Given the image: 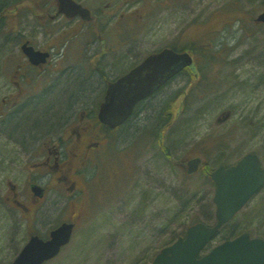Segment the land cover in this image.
I'll use <instances>...</instances> for the list:
<instances>
[{"label": "rangeland", "instance_id": "obj_1", "mask_svg": "<svg viewBox=\"0 0 264 264\" xmlns=\"http://www.w3.org/2000/svg\"><path fill=\"white\" fill-rule=\"evenodd\" d=\"M148 1L151 4L143 9L144 0L133 1L115 15L113 22L121 26L119 34L130 31L133 37H121L110 63L117 60L121 67L118 71H122L153 49L172 42H202L203 34L209 32L213 37L210 49L215 44L216 48L206 59L199 57V67L221 70V79H201L199 87L193 89L195 84L189 85L188 74L179 75L178 85L161 88L114 131L95 118L91 120L94 138L101 144L94 152L95 159H89L82 174L76 175L84 192L75 191L48 212L50 199L55 197L50 193L42 205L43 212L32 223L44 232L53 218L54 222L56 218L71 220L78 211L73 206L63 208L66 200L85 199L81 200L80 216L75 220L78 228L71 242L47 264H149L189 221L201 219L212 224L215 220L205 215L215 210L208 198L211 194L204 191L210 186L202 173L186 178L183 161L202 155L214 164L218 159L251 151L259 154L264 166V23L256 26L253 21L264 10V0H171L166 6ZM222 4L229 8H222ZM235 10L242 16L241 21H234ZM120 12L130 18L129 23ZM207 82L220 86L213 94H199L194 102L191 97L193 103L179 114L185 89L198 94ZM178 90L164 113V106ZM64 106L45 110L48 115L44 116L56 123ZM85 109L95 113L96 105L86 104ZM51 127L50 131L60 130L57 124ZM61 127L66 129L67 125ZM209 135L222 136L227 143L209 144L210 139L205 141ZM12 214L7 205L0 212V264L11 260L28 238L27 222ZM231 223L222 229L223 233L242 224L253 234L264 235V186Z\"/></svg>", "mask_w": 264, "mask_h": 264}, {"label": "flooded vegetation", "instance_id": "obj_2", "mask_svg": "<svg viewBox=\"0 0 264 264\" xmlns=\"http://www.w3.org/2000/svg\"><path fill=\"white\" fill-rule=\"evenodd\" d=\"M73 1L88 12L74 17L58 13V0H0V212L7 205L13 216L18 214L31 226L49 192L53 190L60 203V185L74 188L78 183L71 175L94 158L99 142L91 140V123L84 122L85 115H92L85 105L101 96L110 79L105 74L124 73L141 60L122 71L117 60L110 63L118 47L112 36L118 29L113 19L119 9L137 0ZM151 1L162 6L171 2ZM148 4L144 0L143 8ZM119 15L124 19V14ZM177 77L162 88L178 85ZM59 104L65 108L55 123L44 114ZM79 114L83 121L77 123ZM55 124L60 130L50 131ZM35 184L43 187L42 197L32 191ZM50 206L52 210L53 201Z\"/></svg>", "mask_w": 264, "mask_h": 264}, {"label": "water", "instance_id": "obj_3", "mask_svg": "<svg viewBox=\"0 0 264 264\" xmlns=\"http://www.w3.org/2000/svg\"><path fill=\"white\" fill-rule=\"evenodd\" d=\"M60 11L70 12V15L81 13L78 5L71 6L67 0H60ZM255 21H264V11L258 14ZM189 64L191 57L187 53H176L168 48L149 55L140 65L109 85L105 101L100 107V119L110 126L117 125L127 117L133 105L156 89L168 74ZM199 163V158L189 160L188 172L195 171ZM210 176L216 182L213 197L216 223L213 226L203 223L192 225L187 229L185 238H179L164 247L151 264H264V239L250 238L248 233L226 240L209 253L197 257L218 228L264 183V169L259 165L256 154L252 153L244 155L227 168L219 166L210 172ZM72 226L71 223L61 224L51 231L48 240L32 236L8 264H42L69 241Z\"/></svg>", "mask_w": 264, "mask_h": 264}, {"label": "trees", "instance_id": "obj_4", "mask_svg": "<svg viewBox=\"0 0 264 264\" xmlns=\"http://www.w3.org/2000/svg\"><path fill=\"white\" fill-rule=\"evenodd\" d=\"M240 3V2H239ZM239 5V4H238ZM240 5H241V3H240ZM222 8H224V9H228L229 8V6H227L226 4H222V6H221ZM234 11V10H233ZM233 17H234V19H237V20H239V21H241L242 20V16H240L239 15V13H238V10H235V12H234V15H233ZM215 46V45H214ZM210 49V48H209ZM209 53H210V51H209ZM201 55H204L203 53H200ZM211 54V53H210ZM220 56H222V55H220ZM219 56V57H220ZM223 56H225V55H223ZM218 57V58H219ZM214 67H216V66H214ZM219 71H221V70H216V69H212V68H209V69H206V68H204V70L203 69H201V74H202V76H203V82L205 81V79L206 78H212V79H214V80H216V82H217V79H221V76H222V74L221 73H218ZM220 85H218L217 83H215L214 85H212V84H209L208 82H207V84H206V86H203V88H201V89H199V92H198V94H196V93H193L192 94V101L194 102V100H198V96H199V94H203V95H210V94H213L214 92H216L217 90H218V87H219ZM198 87V86H197ZM192 104V103H191ZM186 105H189V104H184V105H182L183 106V109L185 108V106ZM166 111H164V113H165ZM168 116V115H167ZM167 116H166V118H167ZM49 118V117H48ZM51 119H53V118H51ZM168 119V118H167ZM160 131H161V129H159ZM156 137H157V135H156ZM207 139H210V141L209 142H207ZM205 141L207 142V143H209V144H215V145H222V144H226L227 142L226 141H224V139H222V136H216V138L214 137V138H212L210 135L208 136V137H206V139H205ZM221 162H223V161H221ZM207 213H209L210 214V211H208Z\"/></svg>", "mask_w": 264, "mask_h": 264}]
</instances>
